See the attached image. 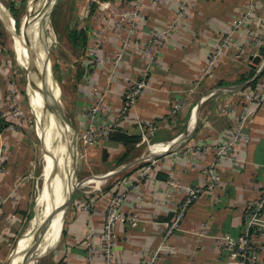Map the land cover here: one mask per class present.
Masks as SVG:
<instances>
[{
    "label": "crops",
    "instance_id": "1",
    "mask_svg": "<svg viewBox=\"0 0 264 264\" xmlns=\"http://www.w3.org/2000/svg\"><path fill=\"white\" fill-rule=\"evenodd\" d=\"M123 1L135 0H101V3H109L115 10ZM180 2L182 0H162L161 3L147 0L143 3V18L135 40L139 48L148 47L152 35L172 22ZM62 3L65 5L63 14L66 7L73 14L66 22L68 46L81 51V64L75 68L72 78V110L78 133L85 130L90 108L103 98L97 125L111 124L117 131L140 139L143 127H156L150 139L167 147L154 149L153 155L162 154L172 141L183 136L173 152L155 159L151 175L136 180L134 188L128 192L123 206L128 219L116 228L114 264H145L152 259L153 264H234L235 254L223 250L218 237H238L245 226L246 213L263 199L264 105L251 111L243 123L250 143H240L234 149L238 160L223 161L216 167L220 180L215 189L208 188L207 172L216 165L219 145L229 139L232 130L242 125L244 95L264 80L263 77L253 86L255 80H252L264 60V45L255 41L264 36V0H188L186 18L165 44L153 47V63L139 50L126 51L118 78L110 77L112 61L121 51L124 40L116 32L115 18L107 10L101 11L99 3L90 0H63ZM249 13L252 17L234 31L231 46L214 72L204 77L213 47L231 31L233 21ZM74 31L85 33L84 48L80 40L73 41L70 37ZM95 53L104 60L103 66L95 63ZM257 57L261 58L259 64L253 61ZM143 72L148 74V88L129 115L120 117L127 88ZM253 72V77L247 79ZM247 82H250L247 87L234 90ZM10 87L9 82L0 83V113L9 124L0 133V158L5 167V172H0V258L23 223L33 190L34 149L25 118L18 120L12 114L8 99ZM20 99L19 95L17 100L24 111ZM176 105L180 108L174 112ZM194 117L196 124L189 131ZM43 128L45 130V126ZM68 129L66 125L67 134ZM38 130L44 144V130L39 122ZM36 133L39 137L37 130ZM68 147L70 150V145ZM100 148L114 166L117 165L114 160L121 157L125 146L108 140ZM142 163V158H127L118 171L102 178L104 183L100 188L82 186L81 193L75 194L66 210L64 228V216L60 228L57 225L55 231L59 234L53 246L43 254L49 252L43 264H87V239L97 245L109 197L123 189V179L135 180L138 171L147 164ZM184 187L203 188L205 192L188 210L181 229L165 240L166 225L177 214ZM131 218L138 219L137 226H132ZM252 238L261 249V264H264V209ZM93 264H102L101 256L95 255Z\"/></svg>",
    "mask_w": 264,
    "mask_h": 264
},
{
    "label": "built area",
    "instance_id": "2",
    "mask_svg": "<svg viewBox=\"0 0 264 264\" xmlns=\"http://www.w3.org/2000/svg\"><path fill=\"white\" fill-rule=\"evenodd\" d=\"M90 1L93 3H99L101 11L107 10L115 18L116 32L124 39L121 51L112 61V66L110 69L111 78H118V69L120 68L123 56L125 55L126 51L139 50L144 58L153 63L155 60L153 55V47H160L166 43L174 30L179 27L181 22L186 18L188 9V0H182L172 22L165 26L161 31L155 32L152 35V37L149 39L147 45L148 47L139 48L138 44L135 43V40L139 32V22L143 18L142 5L147 0H135L132 3L123 1L120 4V7L116 8L115 10L111 9L109 3H101V0ZM161 1L162 0H154V2L157 3H161ZM251 17L252 15L249 13L244 17L232 22L231 31L221 37L218 40V43L213 47V50L210 52L206 68L203 71L204 77H207L214 72L225 52L231 46L234 31L245 25L247 20ZM255 41L257 44L264 45V36L256 39ZM94 57L96 58V64L100 66L104 65V60L97 57L96 53ZM147 88L148 74L147 72H143L141 77L127 88L125 92L124 104L119 112L120 117H126L129 115V112L135 108L139 98ZM9 97H11L14 106L12 109V114L15 115L18 120H22L23 118L21 110L16 104L14 90L11 92ZM244 100L245 104L241 113L242 125L232 130L229 139L225 143L219 145L216 150V165L208 168L207 176L209 179V189H215L220 180L216 171V167L220 166L223 161L236 162L238 158L234 153V149L240 143H250V136L245 132L243 123L246 121L251 111H256L264 105V80L262 84L251 93L245 94ZM103 104V98L98 99L97 103L90 108L88 113L90 124L89 129L84 137H89L91 144H95L101 139H109L112 134L117 132L114 125H97V117L101 112V107ZM179 108L180 106L176 105L174 107V112L178 111ZM145 130H147V132ZM156 130V127H150L147 129H144L143 127L141 132L142 142H150V137L154 136ZM146 161V166L138 171L135 180L129 178L123 179V189L109 197L104 214L102 232L98 239L97 245H94L90 239H87V264H93L95 255L101 256L102 264L115 263L114 249L117 244L116 228L119 223H123L128 219L123 212V206L127 198V194L131 189L134 188L136 180L144 179L151 175L153 167L156 163V160L151 158ZM4 171L5 167L3 165V160L0 158V172ZM204 192L205 189L203 188H183L184 197L178 207L177 214L173 220L166 225L165 240L171 238L175 232L181 229L182 222L188 210L199 200ZM263 209L264 195L260 204L246 213L245 226L242 233L238 237L233 238L229 235L218 237L221 248L225 251L235 254L236 258L234 264H261V249L253 241L252 231L259 222ZM130 221L133 227L137 226V218H131ZM153 262L154 259L147 261L145 264H153Z\"/></svg>",
    "mask_w": 264,
    "mask_h": 264
},
{
    "label": "rangeland",
    "instance_id": "3",
    "mask_svg": "<svg viewBox=\"0 0 264 264\" xmlns=\"http://www.w3.org/2000/svg\"><path fill=\"white\" fill-rule=\"evenodd\" d=\"M53 1L54 0H49V8L51 7ZM62 2L63 0H59L51 12L50 19L46 15V19L43 21L41 36L47 27V33L43 48L44 57H46L45 59H48L49 61L48 66L51 72L50 74L48 69H46L47 73H44L43 77L47 80L50 77V81L52 82V88L54 87L56 92V98L58 99L61 105V112L65 116L66 121L68 122V140L70 143L69 145L71 154L73 155V166L75 168L72 169L73 171H75L74 180L76 183H86L87 181L96 180L95 178H103L113 175L116 171H118L119 165L112 166V162L109 161V156L106 154L105 151L103 153L101 151V145L109 139H101L98 140V142H96L95 144H91V142L89 141L90 138L84 137V135L89 129V117H87L88 121L86 123L85 130L81 134H79L77 131L76 123L74 120V112L72 110V103L74 102V97L72 96V78L74 77V71H76L77 66L81 64V58H79L81 55V51L74 50L68 46V42L66 40L68 29L66 27V22L67 17H71L73 14L69 12L70 8L67 7L65 9V15L63 14L65 5H63ZM34 3L35 0H0V83L5 84L9 82V84L11 85L8 90V99L11 102L12 109L14 106L11 97H9L11 92L14 90V95L16 96V104L19 108L20 104L17 98L20 95V100H22L21 104L22 106H24V111H22V109L20 108L21 114L22 117L25 118L27 125L26 129L29 132L30 139L32 141L31 147H33L34 149L32 158L34 163L32 169V201L29 205L28 211L25 213L21 227L16 231L15 236L10 241V246L6 250V252H4V256L0 258V264H9L12 258L13 262H16V260H18V252L22 253L24 248L27 250V248L29 247V245H26V243L27 238L31 235L27 233H29L32 229V224L35 220V216L38 214V193L39 188L41 187V175L44 168V144L42 136L39 134L38 130V112L35 111L31 105L29 75L28 72H26L23 68L20 67L17 61L16 53L13 49V34L7 24V18L9 17L13 20L15 33H17L19 36L27 33V30L29 28L27 23L28 20L32 17V13L34 11ZM49 8L47 10V13L49 11ZM64 18L65 21H63ZM47 38L48 41L46 42ZM70 53H72V56ZM47 74L49 75V77L47 76ZM54 79L56 80V82ZM43 126L46 125L44 124ZM36 130L39 134V137L37 136ZM149 141L150 142L148 143L142 142V139H140L135 146H128L127 148L125 147L124 152L119 155L121 157H117L114 160L115 163H118L120 158L123 157L124 153L128 152V155H126L125 159L130 157H139L142 158V165H144L147 163L146 160L150 159V156L152 155L151 153L154 149H165L167 145H154L157 142H154L151 139ZM150 146H152L150 148L151 151L149 150ZM56 179L57 178H55L54 181H56ZM86 186L87 187L84 188L89 189L91 187L88 186L92 185ZM81 188L82 187H77L75 190H73L70 196H72L73 198L75 194L81 193ZM46 206V211L48 215L50 214L51 216V214H53V211H55L56 202L51 203L47 199V201H45V207ZM69 206L70 203L68 207ZM58 208H60V206ZM58 216L59 212H57V220ZM63 216L64 228L66 211L65 214L63 213ZM57 220L50 230V240L51 238L52 240L49 245V249L53 246L54 240L59 234V232L55 231L58 225ZM34 242H32L34 244L32 245L30 251H34L36 248H39L38 251L41 252V244L38 243V241ZM48 253L40 257V259L36 261V264H41L42 262H44L43 259L48 255Z\"/></svg>",
    "mask_w": 264,
    "mask_h": 264
},
{
    "label": "bare ground",
    "instance_id": "4",
    "mask_svg": "<svg viewBox=\"0 0 264 264\" xmlns=\"http://www.w3.org/2000/svg\"><path fill=\"white\" fill-rule=\"evenodd\" d=\"M54 1L49 8V0H35L32 17L28 20L27 23L29 28L27 30V33H25L24 35L19 36L17 33H15L13 20L9 17L7 18L8 27L13 34V49L16 53L17 61L20 67L28 72L29 75L31 96L33 101L32 105H37L38 122L43 130V125H46V132L44 130V168L41 175V187L39 188L38 193V214L36 215L35 220L32 224V229L29 233H27L31 235L32 231L38 229L39 227L41 228H39V231H37L38 234L35 239V241H38V243H40L42 247V251H38V254L40 253V256H42L49 249V245L52 240V238L50 240V230L57 220L56 209L64 204L68 195L72 190L75 189V187H77L78 183H74L75 171L72 170L74 169L73 155L71 154V150H69V143H67L69 142L68 134L66 131L67 128L65 130V126L67 124L64 115H62V113H60L56 108V95L54 98L45 99L39 89L45 87L43 84L47 81L46 86H49L54 92L52 83L48 81L49 79L47 80L43 77L44 73H47L46 67L51 74L49 66L46 65L47 60L45 59L44 61L43 48L47 33V27L41 36L43 21L46 19V15L49 18V12L51 11ZM48 8L49 11L47 13ZM37 75H39L40 81H37ZM190 124L191 125L189 127V131H192L196 124V117L193 118ZM55 178H57L56 181H54ZM103 183L104 180L102 178H99L96 180H91L89 183H86L85 186L92 185L96 188H100ZM47 199L51 203L56 202L55 211H53V214H51V216L50 214L48 215L46 211L47 206L45 207V201H47ZM62 219L63 212H59L57 220L58 228H60L62 224ZM32 240L33 238L31 236L27 238L26 245H29L28 248H30V246L35 243H32ZM24 250L26 251L25 248L23 249V251ZM23 251L22 253L18 252L19 255L16 262H13V258L10 262L12 264H21L25 253V251ZM25 263L36 264V261Z\"/></svg>",
    "mask_w": 264,
    "mask_h": 264
},
{
    "label": "water",
    "instance_id": "5",
    "mask_svg": "<svg viewBox=\"0 0 264 264\" xmlns=\"http://www.w3.org/2000/svg\"><path fill=\"white\" fill-rule=\"evenodd\" d=\"M58 1H59V0H55V1H54V4H53V6H52V8H51V11L49 12V18H50V16H51V12H52L54 6L56 5V3H57ZM253 61H254L255 64H259V63L261 62V58H260V57H257V58H255ZM48 64H49V61H48V59H47V63H46V65H48ZM263 69H264V60H263V64H262L261 70H260V71L256 74V76L253 78L252 82H253L254 80H256L257 78H259V77L262 75ZM36 79H37V81H40L39 75H37ZM46 83H47V81L43 84L45 87L39 88V89H40V92H41V94H42V96H43L45 99H48V98H49V99L54 98V97H55V94H54L53 90H51V88H50L49 86L47 87V86H46ZM249 84H250V82H247V83L243 84L241 87H239V88H235L234 90H240V89H242V88L247 87ZM56 108H57V110H59L60 113H62V112H61V109H60V107H59V103H58V102H56ZM62 115H63V114H62ZM66 124H68L67 121H66ZM182 140H183V136H180V137L177 138L176 140L172 141V142L170 143L169 147L167 148V150L164 151L162 154H160V155H156V154L153 155V154H152V155L150 156V158L155 160V159H157V158L160 157V156H164V155L170 154L171 152H173V151L179 146V144L182 142ZM133 165H134V163H133V164H129V165H127L124 169H128L129 167H131V166H133ZM95 179H97V178H95ZM89 182H90V181H87L86 183H89ZM86 183H85V182L78 183V184H77V187H82V186L85 185ZM77 187H76V188H77ZM72 192H73V190L71 191V193H72ZM71 193H70V194H71ZM70 194L68 195V197H67L66 201L64 202V204H63L60 208H58V210H56L57 212H63V213L65 214V211H66V209H67V207H68V205H69V203L71 202V199H72V196H70ZM47 221H48V220H47ZM47 221H45V222H47ZM39 228H40V227H39ZM39 228L31 232V237L33 238V242L35 241V239H36V237H37V234H38L37 231H39ZM40 229H41V228H40ZM32 245H33V244H32ZM32 245L30 246V248H28V249L25 251V253H24V258H23L21 264H26L25 262H34V261H37L38 259H40V257H42V256H40V253L38 254V249H39V248H36L34 251H33V250L30 251ZM11 257H12V256H11ZM9 264H12V263L9 262Z\"/></svg>",
    "mask_w": 264,
    "mask_h": 264
},
{
    "label": "trees",
    "instance_id": "6",
    "mask_svg": "<svg viewBox=\"0 0 264 264\" xmlns=\"http://www.w3.org/2000/svg\"><path fill=\"white\" fill-rule=\"evenodd\" d=\"M70 37L73 39V41L80 40L81 46L83 48L87 44V37L85 33L82 31H74L71 33ZM254 74L255 73L253 72L252 75H250V77L247 79H250L251 77H253ZM263 77H264V71L262 73V76L253 82V86L258 85L259 80L262 79ZM8 127H9V124L2 119L1 113H0V133H2ZM109 140L121 143L127 148L128 146H135L139 142L140 138L137 136H129L127 134L121 133L120 131H117L110 136ZM124 155L122 158H120L117 165H121L122 163H124V161L126 160L125 159L126 155H128V152H125Z\"/></svg>",
    "mask_w": 264,
    "mask_h": 264
}]
</instances>
